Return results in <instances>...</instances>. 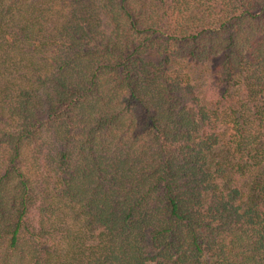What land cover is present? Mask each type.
I'll return each instance as SVG.
<instances>
[{
  "label": "trees",
  "instance_id": "obj_1",
  "mask_svg": "<svg viewBox=\"0 0 264 264\" xmlns=\"http://www.w3.org/2000/svg\"><path fill=\"white\" fill-rule=\"evenodd\" d=\"M0 264H264V0H0Z\"/></svg>",
  "mask_w": 264,
  "mask_h": 264
}]
</instances>
